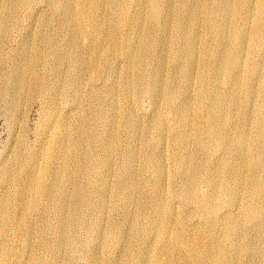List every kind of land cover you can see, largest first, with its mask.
I'll list each match as a JSON object with an SVG mask.
<instances>
[{
  "label": "rangeland",
  "instance_id": "1",
  "mask_svg": "<svg viewBox=\"0 0 264 264\" xmlns=\"http://www.w3.org/2000/svg\"><path fill=\"white\" fill-rule=\"evenodd\" d=\"M74 1L0 0V17L2 14L5 15V8L8 4L14 6L15 9V11L13 9L14 14L12 15L14 19L0 23V173H5L9 178L12 176L9 185L0 180V231L2 232V234L0 232V259L5 264H38V262H42L41 264H213L212 259L217 256L218 263L214 264H264V212H259V210L264 211V189L260 196L255 197L257 201L255 198H250V201L243 198L237 202L236 207H223L227 205V202L219 203L218 210L231 211L229 212L231 217H222L221 214L206 216L196 204L191 201L185 202L178 195L179 187L176 184V177L172 174L174 167L173 154L178 151L176 140L178 128L174 124V110L179 103L178 98H175L173 111H168L167 108L163 109L160 106L155 109L150 102L145 83L141 84L140 90L134 97L126 98L124 92L126 76L123 73L125 61L118 43L122 36L133 42H135V37L133 36L134 31L126 26L125 18L120 16L119 10L121 8L112 7V11L103 8L98 9V23L102 27L98 29L101 35L99 40L102 49L105 51V56L90 51L92 29L77 30L76 49L77 51L80 49L78 51L80 54V92L81 95H84L80 100L81 103L75 105L70 100L69 92L61 93V88L65 86L68 79L67 65L63 63L57 66L55 63L57 60L52 55L55 49L69 48L65 35L73 29L76 19L72 18L67 22L63 14V6L65 4L71 5ZM224 1L226 0H175L177 14L173 15V25L177 19L181 22V19L185 17L189 4H196L197 6L198 18L194 30L196 64L192 69L194 79L190 85L185 84L181 78H178L179 75L177 77L179 67L182 64L179 60V43L172 41L169 45L167 44L165 59L163 60L169 74L175 77V83L180 81L179 84L174 83L175 93L177 91L176 95L185 92V88L186 92L190 94L191 110L188 109L186 120L192 132L188 137V152L190 151L189 154H191V159L196 167L195 170H199H196L200 176L197 175L200 179L197 191L200 192L203 203L208 201V181L212 175H218V178L222 179L227 177L228 180H232L233 172L235 170L239 171L237 173L241 175L239 177L242 179H239L241 181L239 183L240 193L245 192V190L249 192L254 186H252V183H264V177L262 178L264 175V144H259L257 138L258 126H256L257 124L254 125L262 122L264 117V45L260 44L261 40L258 41L260 29L254 22L253 11H247V13L241 14L237 18L233 25L235 27H233L234 33L229 32L230 37L228 34L227 37L222 38L212 29V27H217V25L219 27L223 23L220 6ZM248 1L254 7L261 6L264 8V0ZM235 2L237 3V0ZM178 7L181 10H178ZM125 11L129 17L133 13H136L138 17L142 16L141 11L133 5L129 7L127 4ZM212 14V24L214 26L210 25L211 27H209L207 17L212 16ZM118 19L121 25L115 27V23L118 24ZM236 31L245 32L243 35L246 36L241 52L237 51ZM150 32L153 39L158 38L156 29H152ZM172 34L173 31H170L169 36L174 37ZM207 49L208 53H206ZM221 50L226 51L222 59L219 53ZM216 62L218 64L222 62V65L218 66ZM217 67L221 68V74L216 77L215 70L218 69ZM19 73L25 76L26 90L19 91L18 85H16L15 81L18 79ZM234 74L240 80L241 85L240 90H235L231 94L235 93L234 95L238 98L244 96V99L240 98L239 101H241V108L244 109L242 113H245L243 118L247 121L238 130L234 124V119L230 118L224 126V132L229 138V143L226 147H219L215 137L208 138L206 136L211 126L206 120L203 102L208 96L215 94V90L222 95L219 94L221 97L226 98L232 88L229 77H234ZM37 83L39 84L37 85ZM28 86L30 89H28ZM41 89L43 90L40 91ZM200 89H203L202 93ZM17 91H19V94H17ZM236 91L238 94H236ZM21 93L24 94L21 95ZM35 96L37 97L35 98ZM247 100H251L250 104ZM127 101V109L134 122L125 129L120 124L122 109L126 107ZM198 101L201 103H198ZM94 108L109 113V118L81 124V119L89 120V112ZM256 109H258V113H256ZM158 112L163 115L160 127L157 125L156 116ZM257 120L259 121L256 122ZM49 124L56 127L55 130L51 128L49 130ZM215 124L213 123V126ZM45 126H47L46 129ZM112 129H115L118 135L115 139L108 138L104 134ZM87 131H93L96 137H86L82 134V132ZM96 132L98 133L96 134ZM238 132L239 135L242 134L244 143L242 147L244 149H239L240 145H236L237 143L234 141L237 139L234 136H237ZM254 133L255 135H253ZM128 134H131L130 140L127 137ZM196 136H200L203 142L198 143L195 140ZM51 139L55 141L52 142ZM153 139H157L156 145L149 143V140ZM68 141H70V144H68ZM129 144L132 145L136 153L132 165V171H134L132 174L124 172L122 168V152ZM258 145H261L262 148ZM246 146L249 147L247 151H245ZM226 148L228 150H225ZM85 152H87L86 155ZM41 154L42 156H39ZM43 154L47 155L45 165ZM242 154H244V157L241 156ZM252 154L256 155L253 156ZM90 155L92 156L91 164L88 163ZM251 156L252 158H250ZM48 159L51 161H48ZM158 159L163 160L165 165L164 172L160 176V178H164L163 184L159 183L160 178L155 180L153 174L152 166ZM34 160L39 161L41 166L44 165V172L42 171L43 191H41L40 197H37V210L34 211L36 213L30 214L28 204L32 195L28 190H25V187L29 186L30 175H33V172H29L27 167L33 165ZM106 161H108V166L105 165ZM66 162L67 164H65ZM240 162L242 163L240 164ZM64 164L65 170L62 169ZM260 165L261 168L258 167ZM144 167L149 168L145 170ZM17 168L20 170L19 172ZM232 168L233 170H231ZM55 172L59 177L63 176L64 200L60 207L62 206L64 210L69 209L72 203L71 193L79 186H83L85 198L82 214L80 213L77 222H73L72 225L69 224L71 227L70 238L62 246L58 244L59 237L56 234H58L57 229L64 220V214L57 208L56 202L50 195L55 190L54 184L48 182H53L51 177ZM260 173L263 175L260 176ZM206 175H211L210 179H207ZM127 182L134 185L132 199L126 207L115 206L116 199L123 193L124 185ZM48 183L50 184L48 185ZM248 184H251L250 187ZM101 198L104 199L103 202ZM159 203L163 204L168 214L164 222L161 221L155 227L158 236L165 231L166 225L169 231L166 240H173L175 232L181 229L183 237L192 240L190 250L188 248L177 249L175 246L172 247V250H166L163 248L162 242L153 233H145L141 236L132 234L131 216L137 215L143 229L148 228L154 220L153 207ZM250 206L258 209L253 211L257 215L252 213V215H249L251 217H248V212L244 210H246L245 207L249 208ZM6 216L7 221L3 224V219H6ZM232 216L234 217L233 220L231 219ZM94 217L100 219L99 235L93 234L89 228ZM73 226H77L76 229ZM222 227L237 231L234 230L236 234L238 233L236 246L231 247L228 244L229 242L222 238ZM232 229L230 230L232 231ZM23 233H25V241L23 244H16L14 242L16 235ZM111 239L114 240V244L109 246L108 242ZM230 248H232V251ZM237 249H240V255ZM192 250L203 252L206 257L205 262H199L197 258L190 260L188 254ZM244 250L245 253L242 252ZM235 251H237V257L233 254ZM143 254H148L150 260L144 261Z\"/></svg>",
  "mask_w": 264,
  "mask_h": 264
},
{
  "label": "bare ground",
  "instance_id": "2",
  "mask_svg": "<svg viewBox=\"0 0 264 264\" xmlns=\"http://www.w3.org/2000/svg\"><path fill=\"white\" fill-rule=\"evenodd\" d=\"M235 3H236L235 0H226V1L222 2V4L220 3L221 4V6H220L221 15L223 17V19H221V20L223 21V23L220 21L222 23V24H220L221 26L219 25V27H218V25H217V27H212V29H214L216 31V33L219 34L220 37L225 38V37H227V35L229 34L230 31L234 33V28L235 27L233 25L235 24V21L237 20V18L241 14H245V13H247V11H253V19H254V22L256 23V25L260 29V35H259V38H258V35H257V38H258V41L261 40L260 44L261 45H264V8L261 7V6H255L254 7L252 5V3L250 1H248V0H237L236 5H235ZM127 4H128L129 7H131V5L137 7L138 10L141 11L142 16L138 17L136 15V13H133L129 17V15L125 11V6ZM179 6H181V5H179ZM112 7H114V8L115 7L121 8L119 10L120 16H123L125 18V24H126V26L129 29H131V30L134 31V35L133 36L135 37V42H133L132 40H127L126 37H123L122 36L119 39V43H118V44H120V51H121V54L124 57V61H125V66L123 68V73L126 76V80H125V84H124V92H125L126 98L127 99H130L131 97H134L138 93V91L140 90V86H141L142 83H145L147 85V93H148L150 102L152 103V105L154 106L155 109L158 108V106H160L163 109L164 108H167L168 111H173L174 108H175V98L176 97L178 98V102L179 103L176 106L177 108L174 110V124L178 128V130L176 131V140H177L178 151L174 152V154H173V165H174V167H173V170H172V174L176 177V184L179 187L178 195H180V197H181V199L183 201H185V202L191 201L194 204H196L197 207L200 208L201 211L206 216H211V215L213 216L214 214H221L220 216H222V217H231V214L229 213L231 211H228V210L227 211L226 210H223L224 212L223 211H219L218 210V208H219L218 204L219 203L223 204L224 202H227V205H224L223 207H226V206L236 207L237 202L240 201L243 198H246V199H248L250 201V198H255V197L260 196V194L262 193V191L264 189L263 188L264 187V185H263L264 183L263 182H262L263 184L258 183V182L256 184H253L252 183V186L254 185L253 188L250 191L248 190L249 192H246V190H245L246 193L243 192V193H245V194H243V193H240V190H239V183H241L240 180H242V179H240L241 177H239L240 174L237 173L239 171H236L235 170V172H233V176H231L232 177V180H228L227 177H223V179L222 178H218V175H212V176L211 175H206L207 176V179H210V176H211V179L208 181L209 182V195H207L208 196L207 197L208 198V201L206 203H203V198H202L200 192L197 191V188H198L197 185H198L199 180H200V179H198L200 176H199L198 172L196 171L198 169L195 170L196 167L194 166V164H193L194 162L191 159V156H190L191 154H189L190 151L188 152V147H189L188 146V137H189L190 132H192V129L189 126L188 121L186 120L187 111H188V109L191 110V105L189 103V96H190V94L186 92V88L184 89L182 87L185 90V92H180V93H178V95H176L177 91L175 93V90L176 89H174V87H175L174 86V83H175V79L174 78L175 77H172V75L169 74V71H168L166 65H164L165 63L163 61L165 59L167 44L169 45L172 41L175 42V43H179L180 44L179 45L180 46V52H179L180 53L179 54L180 55V58L178 56H176V57L179 58V60H181V63L182 64L179 67L177 77L179 75L178 78H181L185 82V84L190 85V83L194 79L193 76H192V69H193L194 65L196 64V56H195L196 55V52H195L196 40H195V31H194L195 30V27L197 25V18H198V12H197V6H196V4H189L187 6L186 13L184 12L186 14L185 17L181 19V22H179L178 21L179 19H177V21L175 22L174 25H173V15L177 14L176 13L177 7L175 5V0H75L73 2V4H71V5L65 4L63 6L64 18H66V21L67 22H69L72 18H75L76 21H75V24L73 25L74 26L73 29L71 31L67 32L66 35H65V39L67 41V45L69 46V48L68 49L67 48L66 49L64 48L63 50H61V49L60 50L59 49H55V51H54V53L52 55L57 60V62H55L57 66H60L63 63H65L67 65V73H68V76L67 77H68V79L66 80L65 86H63L61 88V93L62 94H65L66 91L69 92L70 93L69 94L70 100L75 105H78L79 102H80V100H82V97H83L82 95H84V94L81 95V92H80V89H81V87H80V79L81 78H80V74H79L80 54L78 53V51L80 49L78 48L79 49L78 51L76 49V47H77V40H78L77 30H81V31L83 30V31H85V29H92L93 30V33H92L93 35L91 36V41H90V42H92L90 51L92 53H95V54L101 53V56H105V51L102 49V46H101L100 40H99L101 35H100V31L98 29H101L102 27L98 23L99 22V20H98V18H99V16H98L99 11H98V9L103 8V9H107L109 11H112L113 10ZM181 8H184V7H181ZM13 9H14V6H12L10 4H8L6 6V8H5V12L6 13H5V15L2 14V16L0 17V19H1L0 20V23H4L6 20L9 21V19H12L13 18L12 15L14 14L13 12L15 11V9H14V11H13ZM178 10H181V9H179V7H178ZM182 11H183V9H182ZM216 16H217V14H216ZM212 17H213V14H212V16L210 15V16L207 17V25L209 27H211L210 25H213L212 24V22H213ZM218 17H220V15H218ZM12 22H13V20H12ZM117 22H118V24L114 22L116 24L115 27H118V26L121 25V22L119 21V19H118ZM113 27H114V25H113ZM152 29H154V30L156 29V32H157V35H158V38L157 39H153L151 37V35H150L151 32L150 31ZM170 31H173V34L172 35L174 37L169 36V32ZM243 34H245V32L244 33L237 32L235 34L236 40L238 42L237 43L238 44V48H237V51L238 52H241L243 50L242 49V46H243V43L245 42V37H246V36L244 37ZM229 37H230V34H229ZM254 37H256V36H254ZM231 38H232V36H231ZM253 39H252V41H254ZM154 41H156V42H154ZM224 41H225V39H224ZM220 43H221V41H220ZM235 43H236V41H235ZM215 46H217V45H215ZM218 46H219V43H218ZM225 46H227V45H225ZM255 46H259V45H255ZM78 47H79V45H78ZM261 47H259V48H261ZM175 49H177V48H175ZM222 50L219 52L221 59L224 57V55L226 53L225 50L224 51H222ZM206 53H208V49L206 50ZM225 59H227V58H225ZM217 62H218V60H217ZM235 63H237V62H235ZM220 64H218V66ZM217 68H218L217 70H215L216 68L214 69L216 71V72L214 71L216 77H217V75L221 74V72H220V69L221 68L220 69H219V67H217ZM262 68H263V66H262ZM209 70H210V68H209ZM249 70H251V69H249ZM234 75H235L234 77H229V80H230V83H231L232 88H231L230 92L228 91L229 93L226 95L227 97L225 96L226 98L221 97L222 95L219 93L221 95L220 96L216 92V90H215V94L212 93L213 94L212 96L209 94L210 96H208L207 98L205 97L206 100L203 102L204 103V106H205L206 120L208 121V124L211 126V128L209 129V131H208V133H207L206 136L208 138L215 137V141L217 142V144H218L219 147H226L228 145V143H229V140H228L229 138H228V136L224 132V126L230 120V118H233L234 119V124H235V126L237 127L238 130L241 129V126L244 124V122L247 121V120L245 121L244 118H243V116H244L243 114H245V113H242V110L244 111V109L241 108V106H242V105H240L241 101H239L240 98H243L244 96L242 95L243 97L240 96V98H238V97H236L234 95L235 93L231 94L233 91L238 90L239 87H240V85H241L240 80L236 78V74H234ZM17 78L18 79L15 82H16V85H18L19 91L26 90L25 88H27L26 87L27 86V83H25V80H24L25 79V76L24 75H20V73H19V75H18ZM26 78H27V76H26ZM29 78H31V77H29ZM32 79H33V76H32ZM176 82L179 84L180 81L179 82L176 81ZM177 83H175V84H177ZM29 84H30V82H29ZM38 84L39 83H37V85ZM91 86H92V84L90 85V87ZM28 89H30V87ZM42 90L43 89H41L40 91H42ZM200 90H201V93H202V90L203 89H200ZM19 91H17V94H19L18 93ZM246 91H248V90H246ZM208 92H210V91H208ZM201 93H200V96L202 95ZM23 94L21 93V95H23ZM236 94H238L237 91H236ZM30 96H31V94H30ZM37 96H38V94H37ZM37 96H35V98ZM37 101H39V100H37ZM248 101L249 100H247V102ZM250 101H249V104H250ZM43 102H44V100H43ZM47 102H49V101H47ZM199 102L200 101H198V103ZM12 103H15V102H12ZM38 103H40V102H38ZM45 104H44V106H45ZM127 104H128V101L126 102V107H124L125 109L124 108L122 109V121H121V124H120L125 129L127 127L131 126L133 124V122H134V119L132 118L130 112L127 109ZM192 104H193V102H192ZM7 105H8V103H7ZM83 105H85V104H83ZM89 108H90V106H89ZM258 109H259V107H258ZM258 109H256V113H258ZM39 114H41V113H39ZM89 114H90L89 120H87V119H81V124H87L88 121L94 122V121L103 120V119L107 120L109 118V113L105 112L104 110H100V109H95L94 108V109H92L89 112ZM162 116L163 115L160 112H158V114L156 116L157 117V125H158V127L161 126ZM245 117H246V115H245ZM258 117H260V116H258ZM247 118H249V117H247ZM262 120L263 121L260 122V123L258 122L259 120L256 121V122L259 123V125H258V123H255L254 124V125L257 124L256 126H258L257 127V136H258L257 138H258L259 144H261V145L264 144V117H263ZM44 123H45V121H44ZM213 123H216V124L213 126ZM46 127L47 126H45V129H46ZM244 127H246V126H244ZM48 128H49V130H50V128L52 130H55L56 127H54L52 124H49L48 125ZM91 129H93V128H91ZM42 132H44V131L42 130ZM239 132L237 133V136H234V138L237 137V139L234 140V141L237 143L236 145H240L239 149L240 148L242 149L243 148L242 145L244 143H243V139H242V136H241L242 134L239 135ZM248 132H250V131H248ZM53 133H51V134H53ZM97 133L98 132H96V134ZM82 134L84 136H86V137H88V136H90V137L91 136L92 137H96V135H94V132L93 131L82 132ZM99 134L101 135V133H99ZM104 134H105L106 137L111 138V139H115L118 136L115 129H112V130L108 131L107 133L105 132ZM253 135H255V133ZM97 137H98V135H97ZM127 137L130 140L131 139V134H128ZM83 138H85V137H83ZM231 138H233V137H231ZM53 140L54 139H51L50 141L53 142ZM195 140L198 143H201V141H202V139H200V136H196L195 137ZM149 143L151 145H154V144L156 145L157 139L149 140ZM204 143H203V145H204ZM68 144H70V141H68ZM199 145L203 146L202 144H199ZM256 145H257V143H256ZM247 146L245 148H247ZM259 147H258V149H259ZM248 148L245 149V151H247ZM255 148H257V147H255ZM260 148H262V147H260ZM23 149H24V146H23ZM75 149H76V146H75ZM250 149H252V148L250 147ZM20 150H21V148H20ZM209 150H210V148H209ZM225 150H228V149L226 148ZM262 151H263V149H262ZM25 153H27V152H25ZM25 153H23V154H25ZM86 153L87 152H85L84 154L86 155ZM44 154H48V153H44ZM44 154H43V162H44V165H45L47 155H44ZM14 155H15V153H14ZM35 155H37V154H35ZM243 155L244 154H242L241 156H243ZM254 155H256V154H254ZM19 156H20V154H19ZM39 156H42V154L39 155ZM37 157H38V155H37ZM68 157H69V155H68ZM8 158H9V156H8ZM135 158H136V153H135L132 145L129 144L127 146V148L122 152V168H123V171L124 172H128V173H131V174L134 172V171H132V165H133V162H134ZM192 158H194V157L192 156ZM250 158H252V156ZM89 159H90V161H88V163L91 164L92 163V161H91L92 160V156L91 155L89 156ZM37 160H34L33 165H30V166L27 167L28 170H29V172L30 171L33 172V175H30L31 176L30 177L31 179H30V183L28 182L29 183V186L28 187H25V190H28L31 193V195H32L31 196V201L28 204V208L30 210V214L31 213L33 214V212L35 210H37V197L38 196L40 197L41 191H43V189H42V174H43L42 171L44 170L43 169L44 168V165L41 166V163H39V161H37ZM255 160H256V158H255ZM255 160H253V161H255ZM11 161H12V159H11ZM22 161H20V162H22ZM48 161H51V160L48 159ZM229 163H228V165H229ZM241 163L242 162H240V164ZM253 163H255V162H253ZM261 163H259V164H261ZM22 164H24V163H22ZM65 164H67V162ZM65 164L62 166V169L63 170L66 169ZM50 165H53V164H50ZM105 165L108 166V161L105 162ZM16 167H18V166H16ZM22 167H21V169H23ZM240 167H241V165H240ZM258 167L261 168V165L258 166ZM148 168L149 167H144L145 170H148ZM197 168L201 169L198 166H197ZM227 168H226V170H227ZM152 169H153V174H154L155 180H158L160 178V176L163 174L164 169H165V165H164L163 160H161V159L156 160L155 163L152 166ZM223 169H225V168H223ZM237 169L240 170L238 167H237ZM231 170H233V168ZM243 170H245V169H243ZM19 171L20 170L18 169V172ZM54 171H56V170H54ZM16 172H17V170H16ZM50 172H51V170H50ZM260 172H261V170H260ZM257 174H256V177L259 175V174L258 175ZM261 175H263V174L260 173V176ZM52 176L53 177H51V178H53L52 179L53 182H51V181H48V182H50L51 184L52 183L54 184L55 190L52 189V190H54V192L52 193L50 191L51 192L50 195H52V197H53L52 199L56 202L57 208L60 211H62L63 214H64V218H63L64 220L61 222L59 228L57 229L58 232L56 231L58 233L56 235H58V237H59L58 244L59 245L61 244V246H62V244L66 243L69 240V238H70V232H71L70 228L71 227L69 226V224L72 225L73 222H75V221L77 222V220L79 219V216L82 214L81 211L83 209V205H85L84 190L82 188L83 186L82 187L79 186L78 188H76L71 193L72 203L70 204L69 209H67V210L65 209L64 210L62 208V206L60 207V205L62 204V202L64 200V193H63V189H62V187H63V176L62 177H59L56 172ZM219 177H221V176H219ZM263 177H264V175L262 176V178ZM10 178H12V176H10ZM10 178L5 173H3V172L0 173V180L3 181V182H5L6 184H8L10 182ZM229 179H231V178H229ZM158 181H159L160 184H163L164 183V178H160ZM244 181L246 182V180H244ZM255 182H256V180H255ZM50 183H48V185ZM242 183L244 184L243 181H242ZM64 184H66V183L64 182ZM70 184H71V181H70ZM250 185H249V187H250ZM11 188H13V187H11ZM6 189H7V187H6ZM133 190H134V185L131 182L125 183L124 189H123V193L122 194L120 193L121 195L118 196V198L116 199L115 206L116 205H119V206H122V207L128 206L129 203H130V201H131V199H132V196H133ZM6 191H8V190H6ZM46 194H47V192H46ZM242 194H243V196H242ZM255 200H256V198H255ZM101 201L103 202L104 199H102ZM252 203H254V202H252ZM245 209L246 210H244V211L248 212L247 213L248 214V217H251L249 215H252V213H255V212H253L255 208H252V206H250L249 208H246L245 207ZM255 210H258V209L256 208ZM259 212H264V211L263 210L262 211L259 210ZM34 213H36V212H34ZM153 213H154V220H153V222L151 223V225L148 228H144V229H143L142 225H140V222H139V219L137 218V215L131 216L132 218L130 220V225H131V232H132V234H136V236H141V235H143L145 233H153L154 236L155 237H158L159 241L162 242L163 248L166 249V250H172L173 249L172 248L173 246H175L177 249H181V248H188V250L191 249L192 240L185 239L183 237V231L181 229H178L175 232V238L173 240H166V237L168 236V233H169L168 228H167V225H166L165 231H163L160 234V236H158V231L155 229V227H157L160 224L161 221L164 222V220L167 218V214H168V212L166 211V209H165V207L163 206L162 203H159V204H157V205H155L153 207ZM3 215H2V217H3ZM255 215H257V214L255 213ZM37 217H38V215H37ZM218 217H216V218L219 219ZM90 219H92V218H90ZM231 219L233 220L234 217L231 218ZM6 221H7V216H6V219H3V224H5ZM124 221H126V220L124 219ZM215 221H217V220H215ZM252 221H253V219H252ZM58 222H59V220H58ZM99 222H100V219L99 218H96V217L93 218V220L91 222V226L89 227L91 229V232L93 234H97V235L100 234V225H99ZM213 222H214V220H213ZM76 224L78 225V223H76ZM73 227H75V226H73ZM76 227H75V229H76ZM230 229H232V228L227 229L225 227H222L221 236H222V238L225 241L229 242L228 244H230L231 247L232 246L234 247V245L237 244V240H238V236L237 235H238V233L236 234L237 231L235 229L234 230L236 232L233 229H232V231ZM6 230H4V231H6ZM77 230H78V228H77ZM8 233H9V231H8ZM1 234H2V232H1ZM4 235H5V233H4ZM25 239H26L25 238V233H23L21 235H16V238H15V241L14 242L16 244H18V245L19 244H23V242L25 241ZM28 243H26V244H28ZM113 244H114V240L111 239L108 242V245L109 246H112ZM227 249H228V247H227ZM230 249L232 251V248H230ZM245 250L242 251V252L245 253ZM231 251H230V253H232ZM237 251L239 252V255H240V253H241L240 252V249H237ZM237 251H235V253H233V254L236 255L235 257H237V254H236ZM188 255H189V259L190 260L197 258L199 262H205V258H206L205 257V254L203 252H201V251L192 250V251L189 252ZM230 255H232V254H230ZM142 258L146 262L148 260H150V256L148 254H143L142 255ZM234 260H236V259L234 258ZM212 262H214V263L217 262L218 263L217 256H214L213 257ZM41 263L38 262V264H41ZM0 264H5L2 261V259H0Z\"/></svg>",
  "mask_w": 264,
  "mask_h": 264
}]
</instances>
